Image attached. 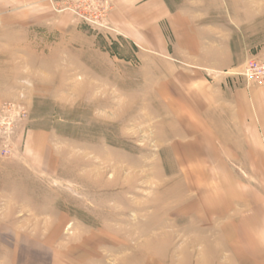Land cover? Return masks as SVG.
Wrapping results in <instances>:
<instances>
[{"label": "rangeland", "instance_id": "obj_1", "mask_svg": "<svg viewBox=\"0 0 264 264\" xmlns=\"http://www.w3.org/2000/svg\"><path fill=\"white\" fill-rule=\"evenodd\" d=\"M160 1L94 25L0 0V264L254 263L264 151L223 103L261 87L239 71L264 59V0ZM223 40L234 63L202 84L190 60Z\"/></svg>", "mask_w": 264, "mask_h": 264}, {"label": "crops", "instance_id": "obj_2", "mask_svg": "<svg viewBox=\"0 0 264 264\" xmlns=\"http://www.w3.org/2000/svg\"><path fill=\"white\" fill-rule=\"evenodd\" d=\"M160 2V0H154V3H157L156 5L158 6H160ZM130 5V7L136 6V8H138L136 11L137 14H141L140 16L143 15L145 5H132V3H130ZM120 6L121 8L128 9V6L124 5V1H121ZM142 20H144V16H142ZM169 20L170 24L172 25V29L176 34V38L179 39L181 36L180 34L182 33L192 34V22H190V20L184 15L176 13L175 15L169 16ZM215 41L210 43L211 47L207 44L204 45V49L206 48V50L202 48V53L193 56V59L190 60V58L186 56L192 65L201 67V69H203L202 71H206L209 74L216 73L215 75H209L207 79L204 77V79L200 80L202 84H205V82H211L210 84L207 83L211 87H213V83L220 78L218 73L224 72L231 68L234 63V55H232L230 48L226 49L224 46V40L219 44H216L217 42ZM207 47L210 48V50L207 49ZM190 54L189 52L186 53V55ZM229 88V91L225 90V100L223 103L225 104L223 107V112L225 113L223 118L227 130L226 133L234 136H249L252 138H249V142L253 145V150L255 149L254 151L257 152L264 151V138H261L264 137V86L250 90L244 87ZM236 113L241 114V124L242 121L246 122L247 124V126L243 127L242 130L240 129V123L234 119ZM248 253L249 257L255 260L254 263L252 261L250 264H264V240L257 242V245L250 246Z\"/></svg>", "mask_w": 264, "mask_h": 264}, {"label": "built area", "instance_id": "obj_3", "mask_svg": "<svg viewBox=\"0 0 264 264\" xmlns=\"http://www.w3.org/2000/svg\"><path fill=\"white\" fill-rule=\"evenodd\" d=\"M56 12L70 11L80 21L102 25L112 5L111 0H48ZM256 86L264 85V59H248L239 71Z\"/></svg>", "mask_w": 264, "mask_h": 264}]
</instances>
